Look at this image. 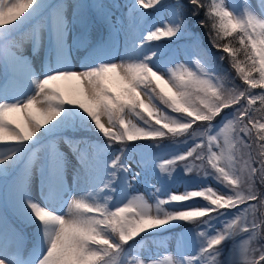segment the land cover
Here are the masks:
<instances>
[{
	"label": "snow or ice",
	"instance_id": "snow-or-ice-1",
	"mask_svg": "<svg viewBox=\"0 0 264 264\" xmlns=\"http://www.w3.org/2000/svg\"><path fill=\"white\" fill-rule=\"evenodd\" d=\"M0 264H264V0H0Z\"/></svg>",
	"mask_w": 264,
	"mask_h": 264
},
{
	"label": "rangeland",
	"instance_id": "rangeland-1",
	"mask_svg": "<svg viewBox=\"0 0 264 264\" xmlns=\"http://www.w3.org/2000/svg\"><path fill=\"white\" fill-rule=\"evenodd\" d=\"M121 3H125V2H129V0H120ZM230 2H233V0H230ZM235 3H239L240 0H234ZM252 4L255 5L256 4V0H252ZM25 52L30 54V45H26L25 46ZM181 59H183V57H181ZM39 60H40V57H39ZM38 60V57H34L33 59V62L34 64L36 65L37 68H39V64H40V61ZM79 70V69H77ZM65 151H67V147L65 146ZM133 167H135V165H133ZM140 190L143 191V185H140ZM27 231H30V229H28ZM164 239H167L170 241V246H174V242H172L170 240V237L169 236H165L163 237Z\"/></svg>",
	"mask_w": 264,
	"mask_h": 264
},
{
	"label": "trees",
	"instance_id": "trees-1",
	"mask_svg": "<svg viewBox=\"0 0 264 264\" xmlns=\"http://www.w3.org/2000/svg\"><path fill=\"white\" fill-rule=\"evenodd\" d=\"M165 2H166V3H170L171 0H165ZM186 2H187V0H185V3H186ZM203 17H204V13H203V11H201L200 16L197 17V19H202ZM194 30L197 31V32H199L200 35L203 37V39H204V44H205L206 46H208L209 48H211V46L208 44V38H207V36L205 35L206 29H205V28H202V27H197V28H195ZM212 51L215 52L214 49H212ZM228 66H229V65H228V61L225 60V61L223 62V65H222V69H226V68H228ZM233 75H234V73H233ZM238 82H239V81H238Z\"/></svg>",
	"mask_w": 264,
	"mask_h": 264
}]
</instances>
